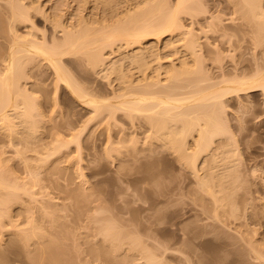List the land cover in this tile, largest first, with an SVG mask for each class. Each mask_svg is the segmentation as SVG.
I'll use <instances>...</instances> for the list:
<instances>
[{
    "label": "bare ground",
    "instance_id": "1",
    "mask_svg": "<svg viewBox=\"0 0 264 264\" xmlns=\"http://www.w3.org/2000/svg\"><path fill=\"white\" fill-rule=\"evenodd\" d=\"M78 1L80 2V0ZM89 1L91 0H88V3L95 1V3L93 2L94 4H91L95 6H91L92 10L90 11L86 9L87 1L84 0V3L81 2V6L79 5V7L85 9V11L88 10L90 13H87L88 16H84V18L78 13L79 16L81 15L82 22L78 14H76L80 11L77 10L73 15L66 16L68 19L65 17V20L64 17L62 19V13L60 14L62 11L58 8L60 10L57 9L58 12L56 11V13H59L58 16L55 14V16L51 15V22L54 23L55 29H60L62 36L57 37L54 35L53 39L51 37L50 40L44 36L43 40H39L36 34L40 31H38V27L34 22L32 11L33 9L37 12L40 11V7L38 10L36 6L30 5L32 8H29L30 6L24 5L23 2L25 0H8L7 9L9 8L11 14L9 28L14 39H11L12 42L8 53L4 56L3 66L0 67V134L7 137L9 140L8 145L15 148L18 146L16 141L40 139L39 132L41 131L43 120L40 118L42 115L39 101L34 96L35 92L33 94L31 91H35L34 87L39 84L34 82V84H31V88L29 80L37 74L39 76L42 71L35 74L34 70H41L45 64L53 71L52 73H54L56 78L57 88L55 95L61 90L69 92L74 99L83 104V107L90 109L92 115L90 113L89 119L87 122L84 121L85 124L82 125L81 130L75 134L72 140H64L58 134H54L52 139H49L51 141L47 140V142L42 141L40 145L36 144L37 147L40 146V152L33 149L31 145L32 148L28 145L24 147V150L18 149L17 155L21 157V160L23 158L25 163V168L21 167L27 174V177H23L24 179L20 178L21 175L19 174H17L19 175L18 177L16 172L12 170V166L6 163L9 160L4 158V152L0 153V231H6L10 228L12 229L9 231H20L18 238L23 241L24 248H27L28 251L31 248H35V251H31L34 253V259L32 258V260L38 258V261L42 264H45V262H47L46 264H70L69 249L66 250L62 242L55 241V239L52 240L42 232L48 231V229L50 231L65 230L63 229L65 228L62 222L63 217L60 213L66 209V212L69 211L68 206L70 208L72 202L68 206L63 205L64 210H61V205L53 202L54 198H49L48 196L51 193L48 194L46 190L48 187L51 189L53 185L56 188L55 191L59 190L61 193H69L68 196L71 195L69 198H73L75 201L78 199L83 200L85 197L84 191H81V194L76 193L75 197V191L70 189L72 182L67 178V171L69 172V170L64 167V163L67 162L68 158H71L70 155L72 154L67 153V151L72 144L76 143L80 154L78 155L80 156L79 159L82 160L81 138L86 132L85 130L89 127L93 128V126H90L92 124L96 126L106 124L104 125L106 128L103 129L105 134H108L104 148L106 150L104 154L106 155L107 153L106 156H112V151L120 152L119 156L121 157L118 158L124 160V158L129 156V154L126 156V153L130 149L140 152L139 145L141 144L140 147H143L141 152L144 157L140 154L142 157L140 160L142 161L143 159L140 172L144 173V175L133 179L132 182L144 183L145 181L153 180L163 185L165 179L169 177L167 174V177L163 175L167 173L163 169L168 171L166 169L168 167L166 165L165 167L164 163H154L155 165L153 164L152 167L154 166L153 169L156 172L151 174V176L148 175V172L153 170L150 169L152 167H150L151 162H149L154 157L152 153L156 155L158 152V154L166 155V158L172 156L173 160L180 165H176L174 162L172 163V169L175 168L174 166H178L179 169L184 170L185 174L186 171L187 173L189 172V176L187 177L186 175L188 180L186 182L192 184L191 186L195 183L192 195H194L196 200L198 198L201 203L196 208L194 207L195 203L194 208L190 209V211H195V213L192 212V215L201 218L200 220L204 224L201 226H196L195 224L196 228L191 229V231L201 228V231L205 232L206 228L211 227V232L206 234L201 232L203 234H200L202 239L200 238L199 243L197 242L198 240L196 241L199 234H193L195 231L192 232V236L188 234L190 236L188 239L198 243L197 247H200L205 256L199 255L202 258L205 257V259L203 260L201 256L196 255L198 248L195 250V247L194 249L192 248L195 251L189 254L184 253L185 251L183 252L181 249L174 248V252L177 253L174 260L180 261L178 259L182 255L184 259L186 258L185 264H222L223 260L225 263L235 264L240 252L234 251L232 246L235 245V242H232L231 238H227L224 231L231 230L232 227L239 228L240 224L238 223L243 218L247 219L246 215L249 216V209L253 205L248 204L250 207H248L247 214L244 213L246 211L242 212L245 215L241 217L242 219L238 216V212L240 215V210L238 209L239 198L250 196L248 195L250 192L244 193L245 195L240 192L242 191L240 187L244 188L245 178L242 177V173L245 171L240 169L242 154L236 144V136L226 123V120L228 121L226 119V114L228 113H226L228 111L227 102L242 95L256 92H261L264 95V64L260 65L258 63L256 68H248L249 71L245 69V71L240 72L236 67L234 69L239 71L233 69L235 72H231V70L227 72L226 69L223 71L224 68H222L221 63L217 62L218 59L222 61V58H220L221 54L217 53L218 45H215L214 48L207 49H211L210 51L215 49L214 51L217 54L213 52L217 58L214 62L218 63L216 65L220 66L218 68L222 72L219 74L220 77L219 75L216 77L215 73L213 74L214 76L212 75L213 72L211 73V70L205 65L203 56L205 53L202 52L204 45L201 47L202 43H200L202 41L200 39L201 35L194 33L196 30L193 32L192 27L189 30L183 21V14H188L194 18L200 16L199 14L206 7L201 6V3L204 4L203 0H177L173 2L174 5L171 4L170 0H118L119 2H117L120 3V7L117 6L118 8H112V5L110 7V4L114 3L113 5H115L117 3L115 0L114 2L112 0ZM31 2L32 5H35V1L33 2L32 0ZM25 3L27 4V2ZM82 4L86 5L85 8L84 5L82 7ZM97 4H101L109 12L107 9L105 10L106 12H102L105 8L100 5L101 13L99 11L96 12L100 9ZM59 7L62 8L61 6ZM88 7L90 9V5ZM235 7H237V12L241 13L239 20L241 19L243 24L246 25L244 26L241 22L242 25H240L242 27L249 25L248 30H251V27L254 29L257 27L251 32L259 34V36L256 34V41L259 40L260 42L255 41V45L263 48L264 0H236ZM54 8H57V6L52 8L50 14L52 12L55 13ZM81 8L79 10H82ZM62 15L64 16V14ZM76 15L79 17L78 19ZM73 18L79 23L76 24ZM213 21L217 23L218 20L215 21L213 19ZM220 21L222 22V20ZM220 21H218V24L213 23L217 26L219 25V29L223 26ZM211 25L212 23L209 24V30H217L218 32V27L214 26L215 29ZM22 27L29 29L27 33L20 32ZM241 29L245 31V28L238 30ZM209 30L207 29L208 32H210ZM224 30L225 28L223 27L222 32L227 34L228 32H224ZM207 31L203 32L207 33ZM248 32L251 34L250 31ZM226 34H224L225 38H227ZM232 35H228L231 36L228 38L231 39ZM230 39L229 42L232 40ZM128 49L131 51H127ZM204 49L206 50V48ZM205 50L203 51L205 52ZM172 51L178 56L177 59L170 63H163L164 59L168 57V53ZM109 53L110 55L113 54V56L108 55ZM115 53L118 55L119 60L114 59L116 62L113 61L112 63L109 59L114 57ZM217 55H219V58ZM69 58H75L78 61L82 60V62L86 59L87 62L84 61L90 68L94 67L95 70L97 68L104 69V72L108 73H106L107 77L112 79L110 80L112 81L111 84L119 81L118 85L115 84L116 86L113 87L114 83L113 85L109 84L112 86V93L111 91L109 92L110 95L106 93L107 91L95 89L96 83L92 81L91 85V82H88L90 79L88 78L87 80L86 76V78H82L83 75L80 76L81 78L79 76L76 77V74L68 68V65H70L68 64L70 63ZM215 67L217 68V66ZM84 82L87 84L85 83V85ZM93 84H95L94 89L92 87ZM54 97L56 100L57 96ZM119 119L120 121H124V119L125 121H130L128 127H131L127 128L129 130L119 127ZM113 126L120 129L114 130ZM130 129L133 132L129 133ZM234 147L236 151L233 149ZM32 149L37 151L38 156L31 157L26 155L27 151H32ZM124 149L127 151H123ZM148 152L151 154H148ZM154 158L156 159L157 157L155 156ZM29 160L36 163L34 164V162ZM23 171L22 173H24ZM97 173H102V170ZM43 175L46 177L43 178ZM80 176L85 179L84 173L81 172ZM241 178H244V181L240 180ZM61 180L68 182L63 184ZM45 181H49L51 187L49 185L45 186L48 183L46 182L44 185L43 182ZM238 182L241 183L238 185ZM238 196L239 198H237ZM47 197L50 199H48V202ZM248 198L244 197L243 200ZM18 205H20L19 208L23 207V210L21 209L23 212L16 214L23 217L24 221H21V223V217H14L15 215H13L15 214L13 213V208ZM57 206L60 207L58 208ZM81 207L79 208L78 206L76 208L80 211ZM99 209L98 213L105 212V210ZM177 211L175 210L176 213ZM176 213L174 216H176ZM39 217L40 221L38 220ZM178 217L180 218V216ZM15 218L18 220H15ZM245 220H243L244 226L249 227V220H246V222ZM95 222L99 225L98 231H100V235L104 237L105 241H107L106 243L110 242L116 252L124 250L128 244L127 241H130L133 249L131 248L129 251L137 250L142 255L140 256L141 258L137 259L144 260L145 264H165L162 257L160 259V256L153 252V249L139 240V235L138 238L134 234H124L122 231L130 230H126V227L118 228L116 226L117 222H114L113 219H98ZM85 228L89 229L88 226ZM241 231V234H243L241 236L243 237L242 242L243 244L244 242L246 243L244 246L247 247L245 249L248 250V255L252 258V264H264V243L259 245L257 240L255 241L252 237H248V231ZM210 234L212 237H209L211 236ZM179 238L175 240L176 245L181 242V237L179 236ZM14 241L16 240L14 239ZM11 242L13 243V241ZM12 243H10V246ZM225 255L227 258H225ZM229 255H232L231 259ZM104 256L108 258L111 254L107 251ZM1 257L4 259L6 254H2ZM124 261L126 260L123 259Z\"/></svg>",
    "mask_w": 264,
    "mask_h": 264
},
{
    "label": "rangeland",
    "instance_id": "2",
    "mask_svg": "<svg viewBox=\"0 0 264 264\" xmlns=\"http://www.w3.org/2000/svg\"><path fill=\"white\" fill-rule=\"evenodd\" d=\"M28 1L30 2L28 3ZM31 1L32 0H25L27 4L25 2L23 3L24 5H28V6L30 5L33 7L36 6L38 10L40 7V11L37 12L36 10L34 11V9L32 11L34 22L38 27V31H40V32L37 31L38 33L36 34L39 40H43L42 38L44 36L49 40L51 39V37L53 39L54 35H56L57 37L62 36L60 29H55L54 23L51 22V15L58 16L59 13H56V11L58 12L59 9L62 11L60 12V14L61 13L64 14V16L61 14L62 19H64L66 16L68 17L70 15H73V13L76 12L77 10L80 11L81 13L77 12L76 14L79 13L82 15L80 16L84 18V16H88V14H90L89 11L92 10L91 8L95 6V5H91V4H94L95 1L91 0L92 3H88V0H85L87 1L86 3L88 4L87 6L82 4V7L84 5V8L86 6V9L89 10V11L88 10L85 11V9H82L81 7H79V5L81 6V2H83L84 0L83 1L80 0V2L78 0H77L78 2L76 0H67V1L62 0V3H61V0L60 2L59 0H33V2L35 1V5H32ZM117 1L118 0H115V2ZM170 1H171V4L174 5L173 2H176L177 0H170ZM112 2H114V0H112ZM203 2L205 5L201 3V6L202 5H203L202 7L206 6L204 7L206 11L205 10L202 11L199 14L200 16H198V18H196L197 16L194 18L188 14H183V21L185 22V25H187L186 27L189 30L192 27L193 32L196 30V32L194 33L196 34L199 33L201 35L200 36V39L202 40V41L200 40L201 41L200 43H202L201 47L204 45L202 49L205 50L204 48H206L205 52L202 50V52L205 53L203 54L204 59H205V65L207 66L208 69L211 70V73L213 72L212 75L215 73L214 75L217 77L222 72L218 68L220 66L216 65L217 62H219V64L221 63L222 68H224L223 71H225L226 69L227 72H230V70L231 72H235L233 70H236V69H239L240 72L245 71V69L249 71L251 67H253L252 69L256 68L258 63L260 65L264 64V61H263L264 60L263 59L264 58L263 56L264 46L263 48H260L259 46L255 45V41L257 40L256 34L258 33L256 32V34H254L251 32L254 28L251 27V30H248L249 25H247V27L241 26L243 22L241 19H240L241 21L239 20V17H241L239 15L241 13L239 14L236 10L237 9V7H235L236 0H203ZM64 3L66 4L64 5ZM113 4H110V7L111 5H112V8H115V7L118 8L117 6L120 7V3H118L119 5L118 4L113 5ZM89 5H90V9L88 7ZM99 5L102 6L101 4ZM99 5L97 4V7H99ZM31 6L29 8H32ZM55 6H57V8H54L55 13L52 12L50 14V12L52 11V8ZM59 6H61L62 8H60ZM7 7H8V0H0V67L3 66L4 56L8 53L9 46L12 40L14 39L13 36L11 35L10 28H9V20H10L11 14L9 12L10 11L9 8L7 9ZM106 7L108 8V6ZM79 8H81L84 11L79 10ZM107 8H105L104 10L102 8L103 10L102 12H106L105 10ZM98 11L99 13H101V8L97 10L96 12ZM78 16L76 15L77 19L80 17ZM81 17L79 18L80 20H81ZM75 19H74V22L76 24L79 23V21H75ZM213 19L215 21L222 20V22L220 21L221 25L223 23V26H221L222 30L219 29L220 27L219 25H218L219 27L215 25V24H218L219 22L217 21V23H215ZM82 21L83 20H81V22ZM211 23H212L211 25L212 28L218 27V29L221 31L219 32L218 30L217 32V30L214 31L211 29L212 31L211 32L209 30L210 28L209 24ZM28 25L30 27V23ZM238 25H240L241 27ZM223 27L225 28L224 32H228L227 34L222 32ZM239 27L245 28V31L244 29L238 30L240 29ZM207 29L210 32H208ZM255 29H257V27ZM20 30H21L20 32L25 34L27 33L29 29L28 28L26 29V27H22L20 28ZM203 31H207L208 34ZM248 31H250L251 34H249ZM224 34L227 35V38H225L226 36ZM231 34H233L232 35L233 37L231 38L232 40L228 38V37H231V36H228ZM229 39L231 40V42H229ZM215 45H218L217 53L219 52L221 54L220 58H222V61L218 59V61L216 60L217 62H214L215 59L217 58L216 57L217 53L216 51H214L215 49L212 51L210 50L214 48ZM207 48H211V49H207ZM208 50L210 51V53ZM127 51H131V50L128 49ZM108 55H110V53ZM111 55L113 56V54ZM116 55H114V57H111L109 61L111 60L113 63V61H115L114 59L117 60L118 55L117 57H115ZM219 55H217L218 58H219ZM177 57L178 56L175 55L173 51L169 52L168 57L164 59L163 63L173 62L174 60L177 59ZM69 59H70L69 60L70 63L68 62L67 63L70 65L67 64L68 68H70V70L76 74V77L77 76L80 77L83 75L82 78L87 77L86 78L87 80L88 78L90 79L88 80V82L89 83L91 82L90 83L91 85L93 82L96 83V85L99 84L97 86L93 84L92 86L93 89L95 85V89L96 88L97 90L102 89V91L104 92L107 91L106 93H109L112 90V86L110 85H113L114 82L111 84L112 81L110 80L112 79L107 77L106 75L107 72H104V69L102 70L101 68H97V70H95L94 67L90 68V66L86 63L87 62L86 59H84L86 62L84 60L83 62L82 60L81 61L80 60L78 61L77 59L75 60V58H69ZM222 62L224 65L222 64ZM76 63L77 64L79 63V64L77 65ZM215 66H217V68ZM235 67L236 69H234ZM38 70L35 69L34 73L37 74V72L38 73L40 71L42 72L39 73V76L37 74L36 76L32 77L29 80L31 82V83L29 82V85L31 87V84H34V82L39 84L37 87H34L35 91L31 89L30 90L33 92V94L35 92L34 96L38 99L39 105H40V112L42 115L40 118L43 120V124L40 129L41 131L39 132L40 139L38 140L27 139V140H23L22 142L16 141L18 146L15 148H12L8 145L9 140L7 139V137H4L5 135L2 136L0 134V153L4 152V155H3L4 158H7L9 160L6 163L12 166L11 168L13 171L16 172V175L17 174L21 175L20 178L21 177L23 178L24 176L27 177V174L25 173V170L24 171L22 170V168L23 169L25 168L24 167L25 163L23 161L24 159L22 158L21 160L20 159L21 157L17 155L18 149L24 150L25 146L31 145L33 149H36L40 152L41 150L39 149L40 146L37 147L36 144L40 145L42 141H45V142H47V140L51 141L49 139H52V135L54 134L56 135L58 134L61 139L72 140L75 134H77L81 130L82 125L85 124L84 121L87 122V120L90 117V113L92 115V112H90L91 110L83 107L82 106L83 104H81L76 99H74V97L71 96L69 92L61 90L57 95H55V90L57 88L56 78L54 77V73H52L53 71L46 64L45 66H43L41 70L39 71ZM239 70H236V71H239ZM112 77L114 78L113 75ZM83 80L85 81V79ZM42 81H44L45 83ZM118 82L117 83L115 82L113 87L118 85ZM85 83L86 82H84V84ZM89 83L88 85H90ZM30 87H27V88H30ZM54 96H57L56 100L54 99L55 98ZM227 103H228L227 105L228 111H226V113L227 112L228 113L226 114L227 115L226 119H228V121L226 120V123L230 126L231 132L234 133V135L236 136L235 137L236 144L242 154V159H241L242 168L240 166V169L241 170L243 169L242 171L246 172V173L244 172L245 174L242 173V177L245 178V182L243 183L244 188H242V186L240 187L242 189V191L240 192L243 193L242 195H245L244 193L250 192V194L248 195L252 197V201H251L250 196H248L249 198L247 196H244L250 199L249 201H247L248 199L243 200L244 197L239 192L243 198H239L240 195L237 197L239 198V202H238L239 206L238 205L237 206H238V209L240 210V215L238 212V216L241 218L242 216H245L244 213L247 214L248 207H250L248 204L250 205L252 204L253 206L252 205L251 206L253 208L250 207L249 212H248L249 216L246 215L247 216L246 220H249L250 222L249 227L244 226L245 223H243L244 222L243 220L245 219L241 218L242 221L241 222L238 221L239 222L238 224H240L239 228L234 226L235 228L232 227L231 230L228 229L229 231L228 230L224 231L225 232L224 234L225 236H227V238L228 237L229 239L231 238L230 240H232V242L233 241L235 242L234 243L235 245L232 246L234 248V251L240 252L235 264H250V263L252 264L253 262L252 258L251 256L248 255L249 254L248 250H246L245 249L246 246H244L246 245V243L244 242L243 244L242 242L243 237L241 236H243V234H241L242 233L241 230L248 231V234H247L248 237L250 238L252 237V239H254L255 241L257 240L259 245L260 244L262 245V243H264V95L261 92H256V93L249 94V95H242L239 98L231 99ZM125 119L124 121H120L119 119L120 122L118 121L119 123L118 125L121 129L126 128V130H129L127 128L131 127V126L128 127L130 121L128 122L127 121L128 119H127L126 120L127 122H126ZM121 120H123V118H121ZM104 125L106 124H103V126L102 125L96 126L92 124L90 126H93V128L89 127L85 130L86 132H84L81 138L82 152H83L82 153L83 158L82 157L81 158L83 161L79 159L80 156L78 155L80 154L78 153V150H77L78 148H77L76 143H74L67 151V153L72 154L70 155L71 158H68L69 161L67 159V162H65L66 164L64 163L65 166L62 164V166L67 167L69 170V172L67 171L68 174L67 173L66 174H67L68 180L72 182L70 189L75 191L74 195L76 193L81 194L80 192L84 191L85 197L83 198V200L81 198H80L81 200L78 199L79 201L76 200L79 203L81 202L80 204L76 202L75 199L73 200V198L72 199L69 198L71 197V195L68 196L69 193H66V192L61 193L59 190L55 191L56 188H54L53 185L51 187L50 186L51 183L49 181L43 182L44 185L46 182H48L46 183L45 186L49 185L51 187L52 190L48 187L50 191L47 188L48 191L46 190V192H48V194L51 193V195L48 197L52 199L54 198L52 200L53 202L55 203L57 202L58 204L61 205V207L57 206L58 208L60 207L61 210H64L63 205L68 206L71 202L72 204H70V208L68 206L69 211L66 212L67 210L66 209L64 210V212L62 211V213H60V215H62L63 220H64V221L62 220V222L65 225V228H63L65 230L50 231V229H48V231H44L42 233H44V235H48L47 237L52 240L55 239V241L62 242L63 243L62 245H64V248L66 250L69 249L68 252L70 251V256H71L70 264H145L144 260L137 259L140 256H142L137 250H134L132 252L129 251L131 248L133 249V246H131L130 241H127L128 244L125 246L124 250L116 252L115 250H113L110 242L106 243L107 241H105L104 237L100 235V231H98L99 225L95 221H97L98 219L111 218L113 219L114 222L115 221L117 222L116 226L118 228L126 227L125 228L126 230L127 229L130 230V231H122L124 234H134L136 236L139 235L140 236V238L138 236L139 240H141L142 243L146 244L148 247L153 249V252H155L158 256H160V259L163 258V262H165V264H185L186 258L184 259L182 255L178 259L180 261L174 260L175 257L177 256V253H175L174 250L178 248V249H181V251L183 252L185 251L184 253L186 254L194 252L198 248L197 244L202 239L200 237V234L202 235L203 233L206 234V233L211 232L210 231L211 227L206 228L205 232L201 231V228H199L198 230L197 229L194 230L195 232L191 231V229L193 230V228H196L195 224L196 226L198 225L201 226L204 223L201 222L200 220L201 218L197 217L196 215H192L193 214L192 212L195 213V211L193 210L190 211V209H193L194 207L196 208V206L199 207L198 204H200L201 202L198 200V198L196 200L194 195H192V190L194 189L193 186L195 185V183L193 184V186H191L192 184H189L188 182H186L187 180L186 175L188 177L189 172L187 173L186 171V174H185L184 170L182 171L181 169H179L178 166H174L175 168L172 169V166H173L172 163L175 162L176 165H179V163L173 160L172 156L168 155L171 157V158L169 157L170 158L169 159V158H166L167 157L166 155L165 157L163 154L161 155V153H159L160 154L159 155L157 152L156 155L152 153V155L154 157L156 156L157 158L155 159L153 157L150 159L149 162H151L150 167H152L154 163L155 164L164 163V166L166 165L168 167L166 168L168 169V171L163 169L166 166L165 167L162 166L163 168L161 167L164 171L167 172V173H164L163 175L165 176L167 174L169 176V177H167V175L165 176L167 178L166 179L164 178L165 181L163 185L158 184V182H155L153 180H148V181H145L144 183L132 182L133 179L144 175V173L140 172L141 171L140 167H142L143 165L142 164L143 159L142 161L140 160L142 158L141 155L143 154L141 152L143 147L141 148L140 147L141 144L139 145V149L141 153L139 151H132V149L129 148L130 149L129 152L130 151L132 152L130 153L127 152L126 156L128 154L129 156L124 158V160L122 158H118V157H121L119 156L120 152L117 153L115 151H112L111 153L112 156H106L107 153L106 155L104 154L105 153L104 151H106L104 150V148H105V143L107 141V140L105 141V139L108 137V134H105V131L103 130L106 128ZM119 127L116 128L115 126H113V129L119 130L120 129ZM128 132L131 133L133 131H131L130 129V131ZM139 136L142 137L141 135ZM235 147L233 149L236 151ZM33 149L32 151H29L30 150L29 149L28 150L29 152L27 151L26 155L31 156V157L33 156L35 157V155L38 156L37 155L38 153H36L37 151H33ZM125 150L126 149H124L123 151ZM234 153H237V152H234ZM148 154H151V153L148 152ZM73 156L74 158H72ZM142 156L144 157V155ZM133 157H136V158H133ZM29 161H32V160H29ZM35 163L36 162H34V164ZM153 168L154 166L150 169H153ZM99 170H102V173L96 174V172H98ZM22 171L25 174L22 173ZM81 172L85 174V177H84L85 179H83L80 176ZM155 172H156L155 169L150 170L148 172V175L151 176V174H154ZM19 175L17 176L19 177ZM44 175L42 176L43 178L46 177ZM244 178H241L240 180L244 181ZM66 182L63 181L62 183L64 184ZM239 183L241 182H238V185ZM78 189L79 191H77ZM56 195H59V196H56ZM48 197L46 198L47 202L49 199ZM240 199H241V202H240ZM26 200L28 201V199ZM29 206H32V205H29ZM78 206L79 208L82 206L80 210L81 212L76 208ZM19 207L20 205L13 208L14 209L13 213H15L13 214L15 215L14 217H19V218L21 217L19 215L18 216L16 215L17 213L20 214L21 211L23 210L22 209L23 207L22 208H19ZM83 207H84V210H83ZM99 208L102 210H105V212L98 213L97 211ZM175 210L176 211L178 210L177 213L175 212ZM243 211H246V212L242 213ZM175 213H176V216H174ZM178 216H180V218ZM16 219L17 218H15V220ZM38 220L39 221L41 220L40 217L38 218ZM21 221H24L23 217H21L20 223ZM44 225L46 224L44 223ZM87 226L89 227L88 230L85 228ZM11 229L12 228H10L9 230ZM183 229H185L186 231L185 230L183 231ZM9 230L2 231V232L0 231V264H42L41 262L38 261L39 260L38 258H35V260H32V258L34 259L33 257L34 253L31 251H35V248H31V250L29 251L27 250V248H24L23 243H22L23 241L21 240V238L20 239L18 238L21 232L20 231L19 232L9 231ZM115 232H120V231H115ZM192 232H194L193 234H197V233L199 234L198 239H196V241L198 240L197 241L198 243L194 241H190V239H188L190 238L189 235H191ZM16 233L17 234L19 233V234L17 235ZM179 236L181 237V242L178 243V245H176L175 240L176 238L178 239ZM209 237H212V235ZM14 239L16 241H14ZM11 241H13V243ZM10 243H12L11 246H10ZM116 245L118 246V244ZM192 248L193 249L195 248V250L193 251ZM107 251L111 254L110 257L108 256V258L104 256ZM31 253L32 255H30ZM226 253L228 254V252ZM2 254L4 255L6 254V257L4 259H2L1 257ZM199 254L205 256V254H203V251L200 250V247L197 249V252H196V255L200 257L201 255ZM226 255H225V258H227ZM231 256L229 255L230 259L232 258ZM229 258L228 260H230ZM123 259H125L127 262L126 261L123 262ZM202 259L204 260L205 257ZM222 262L224 264L227 263V262L225 263L224 260ZM46 263L47 262H45V264Z\"/></svg>",
    "mask_w": 264,
    "mask_h": 264
}]
</instances>
